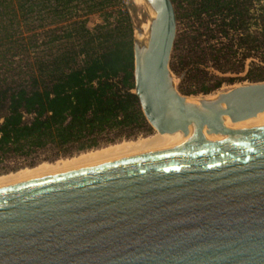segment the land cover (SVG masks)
<instances>
[{"label": "water", "instance_id": "1", "mask_svg": "<svg viewBox=\"0 0 264 264\" xmlns=\"http://www.w3.org/2000/svg\"><path fill=\"white\" fill-rule=\"evenodd\" d=\"M134 90L178 143L0 187V264H264V82L190 103L172 82L178 14L143 0ZM152 16V17H151Z\"/></svg>", "mask_w": 264, "mask_h": 264}, {"label": "trees", "instance_id": "2", "mask_svg": "<svg viewBox=\"0 0 264 264\" xmlns=\"http://www.w3.org/2000/svg\"><path fill=\"white\" fill-rule=\"evenodd\" d=\"M123 1L0 0V162L92 149L147 128L133 94V26ZM171 1L194 30L178 63L183 80L208 64L240 74L250 60L244 80L264 82V0ZM93 15L101 23L89 29ZM214 78L206 85L193 77L197 86L179 91L207 95L235 80Z\"/></svg>", "mask_w": 264, "mask_h": 264}, {"label": "rangeland", "instance_id": "3", "mask_svg": "<svg viewBox=\"0 0 264 264\" xmlns=\"http://www.w3.org/2000/svg\"><path fill=\"white\" fill-rule=\"evenodd\" d=\"M124 9L128 13L132 26H133V36L134 39L137 41H142L145 36L148 35V21H149V11L145 7V3L143 0H124L123 1ZM178 14V20L176 25V40H175V47L171 55V65L179 67V71L177 73L171 72L172 74V82L174 86L177 88L178 92L183 95V90H186L188 88L193 89L197 86L198 81L193 80V77L195 79H198L199 81H204L206 85H210L215 80L214 76L216 77H230L234 78V82L232 83H224L222 86L211 93L204 95V94H196V95H183L185 97H188L192 100H209L214 99L218 95L222 93H226L236 87L249 85L250 83L247 80H244V76L246 74V71L248 70L249 62L250 60L246 61L245 63V69L242 70L240 74H220L217 71H215L213 68L210 67L211 64H208L204 67V73L207 74H196L193 77H186V79L183 80V65L179 66L178 63H183V55H186V46L185 41L188 40V38L193 34V28L190 22L183 21V17L181 16V11L177 10ZM101 23V19L97 15L89 16L87 20V27L91 29L96 24ZM35 26V25H33ZM143 30V31H142ZM38 34H41L42 30L39 28L36 29ZM146 34V35H145ZM43 35V34H42ZM40 39H41V35ZM185 39V40H184ZM184 40V41H183ZM184 44V45H183ZM68 45V43H67ZM55 46L62 48L65 47V44L63 43H57ZM44 49V50H43ZM41 48L39 50V53L43 52L46 53V48ZM55 51V48L52 50ZM238 61V59H235ZM191 80L193 82H191ZM180 89V91H179ZM157 133L151 129L149 126H147L146 129L138 132L136 136L131 137L129 139L121 138L113 143H104L103 141L98 147L92 148V149H86L82 151H76L74 148L69 149L67 152L57 153L56 150L53 149H46L43 151H39L38 153L32 155L31 157L27 159L22 158H8L4 160L3 162H0V179L7 178L6 176L15 177V175L20 174L24 171H32L36 168H38L41 165L46 164L51 167L55 164L63 163L71 160H75L77 157L84 155L89 152H96L99 150L106 149L110 146H116L120 144H126V143H134L138 140H144L147 137H152L156 135ZM70 160V161H71ZM51 165V166H50ZM12 175V176H11Z\"/></svg>", "mask_w": 264, "mask_h": 264}, {"label": "bare ground", "instance_id": "4", "mask_svg": "<svg viewBox=\"0 0 264 264\" xmlns=\"http://www.w3.org/2000/svg\"><path fill=\"white\" fill-rule=\"evenodd\" d=\"M149 25H150V22L148 21V30H149ZM146 38L147 36H145V38L142 41H145ZM142 41H139V42H142ZM186 98H187V101L190 103H197V101H199L198 99L192 100V99H189L188 97ZM263 120H264V112L258 114L254 118L241 121V122H237V123H231L229 118H225L224 126H222V128L225 131H228V130H232L235 128L247 126V125H250L256 122H260ZM181 139H182V134L180 132H176L175 134H172V135H168V134L160 135L159 133H157L156 135L149 137V138L147 137L144 140H138L134 143H126V144H120L116 146H110V147H107L106 149L99 150L96 152H89L87 154L79 156V158L77 157L75 160H71V159H70L71 161L66 160V162L55 164L54 166L50 165L51 167H49L47 164L46 166L41 165L32 171L21 172L20 174L15 175V177L6 176L7 178L0 179V187L22 182V181L33 179V178H37L40 176L48 175L51 173L59 172L62 170L78 167V166L92 164V163L116 158L119 156L131 154V153H135V152H139V151H143L147 149H152V148H156L160 146L178 143L181 141Z\"/></svg>", "mask_w": 264, "mask_h": 264}]
</instances>
